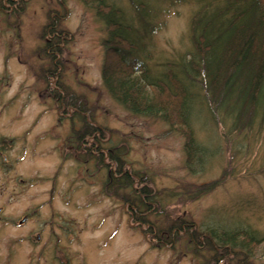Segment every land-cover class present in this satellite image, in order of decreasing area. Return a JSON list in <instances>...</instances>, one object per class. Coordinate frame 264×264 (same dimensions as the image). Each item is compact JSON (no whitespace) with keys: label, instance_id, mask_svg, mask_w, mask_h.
Here are the masks:
<instances>
[{"label":"rangeland","instance_id":"374dc122","mask_svg":"<svg viewBox=\"0 0 264 264\" xmlns=\"http://www.w3.org/2000/svg\"><path fill=\"white\" fill-rule=\"evenodd\" d=\"M103 1L127 26L128 59L186 84L201 151L188 164L182 128L108 92L100 1L0 0V264H236L204 238L212 229L264 236V86L252 121L236 125L192 39L196 13L227 0ZM145 187L149 207L126 199ZM180 218L183 228L169 230ZM254 250L251 264H264V241Z\"/></svg>","mask_w":264,"mask_h":264},{"label":"trees","instance_id":"16d2710c","mask_svg":"<svg viewBox=\"0 0 264 264\" xmlns=\"http://www.w3.org/2000/svg\"><path fill=\"white\" fill-rule=\"evenodd\" d=\"M96 1H100L99 4H93L111 32V37L106 40L108 47L102 70L103 83L108 92L136 114L160 116L182 128L186 137L187 163L194 162L201 147L196 142L194 130L186 113L188 96L186 84L173 69H168L165 78L155 79L143 62L136 58L128 59L127 52L133 49V42L126 36L127 26L118 20L116 8L103 0ZM57 39L51 40L50 46H54ZM192 39L197 53L204 61L209 85H213L214 89L216 85H223L221 90L219 89L221 94L219 103L222 105L223 102L231 103L225 106L229 112L235 113L236 125L245 126L250 123L253 115L248 113L258 104L264 86V0H227L226 6L204 8L193 18ZM57 49L61 50L60 46L54 48ZM51 57L54 59L55 55L51 54ZM54 67L58 69L56 64ZM51 70L50 72H53ZM236 85H240L241 91L239 95L234 96ZM68 96L71 97L69 94ZM66 100L69 101V97H66ZM245 117L248 119L243 121ZM85 129L92 134L98 127L93 125L91 127L88 124ZM83 134L84 132H81L80 138L84 137ZM112 158L118 163V170L122 174L124 164L116 149ZM123 178L126 183L129 182L125 186H131L134 181L129 174H123ZM153 195L154 192L145 187L140 193L138 191L137 197L126 195V199L134 200L135 203L138 200L140 204L149 207L147 203ZM184 221L186 222L183 218L175 220L169 230L173 228L181 230ZM208 232L204 239H208L214 245L213 248L216 244L224 248L226 258L239 256L236 264H251L254 249L263 242L262 238L249 229L219 232L212 229ZM194 235L198 238L199 233L195 231ZM197 240L203 245L201 239ZM215 251L219 254L218 249ZM219 260L220 257L216 260L218 264ZM228 260L226 264H230V259Z\"/></svg>","mask_w":264,"mask_h":264},{"label":"bare ground","instance_id":"6f19581e","mask_svg":"<svg viewBox=\"0 0 264 264\" xmlns=\"http://www.w3.org/2000/svg\"><path fill=\"white\" fill-rule=\"evenodd\" d=\"M56 46L58 47V45H54V46H53V49L56 48ZM58 51H59L58 49L52 51V54L55 55V57H54V59H53V64H56V65L59 67V69H61L62 66L57 64V62H60V63H61V59H60V58H61V54H59ZM48 57H49V56H48ZM50 57H51V55H50ZM51 58H52V57H51ZM260 238H262L263 241H264V236H262V237H260Z\"/></svg>","mask_w":264,"mask_h":264},{"label":"flooded vegetation","instance_id":"af4514ba","mask_svg":"<svg viewBox=\"0 0 264 264\" xmlns=\"http://www.w3.org/2000/svg\"><path fill=\"white\" fill-rule=\"evenodd\" d=\"M56 36H59L58 34H56ZM60 37V36H59ZM62 39V38H61ZM62 42H65V41H63L62 40ZM55 45V44H54ZM62 45H64V44H60V43H58V46H62ZM49 53V51H47V54ZM48 57V56H47ZM96 132L94 131L92 134L94 135Z\"/></svg>","mask_w":264,"mask_h":264},{"label":"water","instance_id":"95a60500","mask_svg":"<svg viewBox=\"0 0 264 264\" xmlns=\"http://www.w3.org/2000/svg\"><path fill=\"white\" fill-rule=\"evenodd\" d=\"M24 221H25V219L22 220V222H24Z\"/></svg>","mask_w":264,"mask_h":264}]
</instances>
